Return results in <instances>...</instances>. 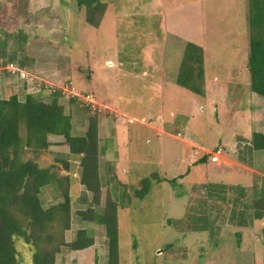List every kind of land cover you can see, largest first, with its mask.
<instances>
[{
    "label": "rangeland",
    "instance_id": "obj_1",
    "mask_svg": "<svg viewBox=\"0 0 264 264\" xmlns=\"http://www.w3.org/2000/svg\"><path fill=\"white\" fill-rule=\"evenodd\" d=\"M0 1L7 10L4 13L5 21L3 16L0 18V24L6 26L5 30L10 35L6 51L12 53L19 47L16 36L19 30L27 35V41L30 42L24 49H18L17 59H25V65L21 67L25 71L24 77L6 70L7 65L0 60V99L10 89L21 100L28 93H43V98L47 101L50 90L65 88L69 78L72 80L69 85L73 87H70L72 91L84 94V91L93 88V84L90 85L92 81L99 86L101 97L108 94L113 102L120 95L121 103L118 107L136 118L144 116L154 121L157 115H161L160 119L170 130H175L174 132H184L183 127L187 126V134L202 141L210 151L218 143L236 144L237 135L241 134L249 139L250 130L254 132L264 129L258 128V121L262 117L257 114L258 109L254 106L256 103L258 108H264V98L254 94L249 86L247 56L250 30L247 0H104L108 4V18L103 20L98 29L86 23L84 10L79 9L74 0H46L47 3L43 0L45 8L49 7L54 16L29 18L31 23L28 25L36 26L32 29L25 26L27 18L13 12L12 0ZM8 9H11V13ZM41 27L44 28L39 29ZM172 34L190 37L204 46L205 78L211 81L216 76L218 79L216 83H210L208 108L204 102L206 94L198 95L186 88H183L184 92L180 90L174 96L164 95L165 104L161 107L159 99L164 96L156 95L154 85L148 87L149 83L141 77L145 73L149 78H157L160 68V59L157 57L161 50L166 51L165 63L161 67L168 70L173 51L169 54L172 50L171 44L166 41L176 39ZM145 57L149 61L143 63L141 60ZM180 58L178 67H174L171 62L169 68L174 67L179 71L182 56ZM118 59L122 60L121 67ZM130 71L135 76L139 75V78L133 91L126 92L122 89L131 81L124 72ZM178 71L172 72V75L168 71L166 80L171 81V76L177 79ZM154 82L152 80L150 83ZM118 85L122 91L119 95L116 94L119 92ZM93 96L95 100L96 97L99 98L97 93ZM70 97L68 95L60 98V103L65 105V111L69 108ZM168 97L172 98L171 102H168ZM182 97L185 100L181 101L182 105L185 104L183 107L179 104V98ZM193 100L202 103L206 109L196 107L192 111L186 103L189 101L194 104ZM262 101L263 103H259ZM95 102V108L99 111L98 122L102 126L106 125V113L100 111L102 106L97 100ZM81 104H72L73 132L76 134L83 133L88 125L89 114ZM254 108L253 115L251 111ZM243 112L244 119L241 118ZM137 123L134 125H139ZM137 129L138 126H135L127 135L129 139L134 137L130 141V147L133 148V155L138 156V161H133L138 171L135 176L130 177L131 185L126 188L127 196L131 197L126 199L128 207L118 209L120 263L261 264L264 256V217L254 219L247 205L254 197L259 196L264 186V152H259L263 158L259 159L261 163L258 165L262 173L259 176L263 177V181L258 183V180L255 188L252 187V173L244 170L241 172L238 168L217 171L211 162L207 169L199 164L189 172L184 167L179 169L177 165V169L168 172H181L183 177L171 176L169 173L164 176L163 172L158 171L154 158L153 148L157 141V132L139 128L136 135ZM21 134H24L23 128ZM146 139L152 141L151 146L140 142ZM48 140L50 145L47 150L36 154L25 150L22 158L33 159L42 167L60 168L61 173H65L62 162L68 160V147L60 143L63 140L61 137L49 135ZM245 145L244 142L239 143L237 156L241 152L243 157H247ZM225 153L233 155V149L228 146ZM259 154L257 153V157ZM187 155L188 151L181 149V165ZM167 158L170 159V153ZM77 162L73 163L75 166L70 171L71 175L74 174L71 186L73 218L66 238L72 239L74 232L81 227L88 228L95 238V251L91 249L71 253L72 255L65 254L63 259L58 257L57 263L92 264L95 258L100 261L105 234L102 225L83 224L84 222L78 221L80 217H76L75 212L80 209L76 196L81 191L77 179ZM200 176L203 177V183L219 184L231 180L245 188L249 186L250 192L247 190V193L252 197L235 208L240 209L242 217L238 216V219H242L241 224L236 220L230 221L229 214L224 217L228 213L229 204L220 200L217 201V207L213 200L209 201L211 211H205L201 218L195 217L196 204L199 202L197 199L200 197L194 193L193 187L201 182L198 181ZM101 177L104 184L103 165ZM140 178L148 181L150 188L146 194L138 197L139 195H133L132 192L135 188H141ZM41 196L46 206L60 199L51 186L44 187ZM213 212L218 213L217 217H214L216 213ZM13 240L20 264H32L34 250L31 245L20 237H14ZM106 258L105 255L104 264Z\"/></svg>",
    "mask_w": 264,
    "mask_h": 264
},
{
    "label": "trees",
    "instance_id": "obj_2",
    "mask_svg": "<svg viewBox=\"0 0 264 264\" xmlns=\"http://www.w3.org/2000/svg\"><path fill=\"white\" fill-rule=\"evenodd\" d=\"M74 1L79 9L84 10L86 23L99 27L107 3L104 0ZM12 4L15 14L28 19L26 23H31L29 18L32 17L54 16L49 7L45 8L43 0H12ZM0 10L5 21L7 10L4 4L0 5ZM8 12L11 13V9ZM247 14L250 30L247 56L249 86L254 94L264 97V0H247ZM9 36L0 30V60L3 64L14 62L21 68L25 59H17L18 49L26 46L27 35L18 31L19 47L12 53L6 51ZM67 80V83L72 81ZM176 84L195 94L205 95L204 52L200 46L186 44ZM50 92L47 101L43 93H28L21 100L9 89L0 99V264H20L14 237L22 238L33 248L32 264H58L57 259L62 253L84 250L94 244L93 233L84 227L76 230L72 239L66 238L73 218L71 186L74 174L71 175L70 171L75 161H78V183L83 188L79 198L82 205L76 210V217H80L78 221L83 224L104 227L106 264H121L118 209L127 207L126 199L131 197L126 194V186L114 179L115 183L112 182L123 187L125 192L117 193V187L108 188L103 198L99 173L98 111L92 112L89 105L81 104L75 96L68 98L69 108L65 111V105L60 103V98L65 96L62 89L52 88ZM77 102L89 114L87 128L81 134L73 132L72 104ZM21 128L24 129L23 135ZM49 135L63 138L60 143L68 147V160L62 162L65 173H61L60 168L42 167L33 159L22 158L25 150L35 154L47 150ZM248 141L245 146L248 155L264 151L263 133L254 131ZM238 159L245 161L246 157L239 152ZM140 184L141 188L132 192L138 197L150 188L145 179ZM46 186H51L60 198L48 206L41 196ZM248 206L254 219L264 217V186ZM260 262L264 264V256Z\"/></svg>",
    "mask_w": 264,
    "mask_h": 264
},
{
    "label": "crops",
    "instance_id": "obj_3",
    "mask_svg": "<svg viewBox=\"0 0 264 264\" xmlns=\"http://www.w3.org/2000/svg\"><path fill=\"white\" fill-rule=\"evenodd\" d=\"M0 5L4 4L2 1H0ZM108 7V4H107ZM107 11V8H106ZM105 11V14L102 18V21L99 25L98 28H100V26L102 25V22L104 19H107V13ZM3 13L0 10V16ZM33 24V23H32ZM25 26L32 28H35L36 26L32 25H28V23L25 24ZM44 27H41L39 29H42ZM6 26L3 24H0V30H5ZM18 33V31H17ZM16 33V36H17ZM175 34V33H174ZM174 38L172 41H169V39L166 41V43H170L171 47L169 51V54L172 53L173 51V56L170 60V62H168V70L166 68L161 67L163 65V63H165V57H166V51L161 50L160 51V55H158V59H160V68H159V73L156 76H152L151 78L147 77V74L142 73L141 77L143 78V80L145 79L146 82H148V87L153 86V90L154 93L156 95H171L174 96L173 94H178L183 90L184 92V87L179 86L176 84V78L174 79L173 76H171V78L169 80L171 81H167V73H169L168 71H171V75L172 72L178 71V69L176 70L174 67H178V63L180 61V57L183 55V51L184 48L186 46L187 43H194L198 46H200L203 49L204 52V68H205V49L203 44L200 42H194V40L190 37L187 36H181V35H174ZM182 38H181V37ZM27 38V37H26ZM27 46L30 45V42L27 41L26 43ZM180 58V59H179ZM152 60V59H151ZM179 60V61H178ZM143 63H146L147 61H149L148 58H143L141 60ZM171 62H173L174 67L173 69L169 68ZM118 63L121 64L122 60L118 59ZM111 64V63H110ZM109 64V65H110ZM28 67L26 66V69ZM60 71V70H59ZM125 76L127 77V79H130V83L125 84V86L123 87V91L126 92H132L134 85L137 84L136 80L139 78V75L135 76L131 71L130 72H124ZM177 77V76H176ZM149 78V79H148ZM135 80V81H134ZM149 80V81H148ZM152 80H154L157 83H150ZM218 81L217 77L214 76L213 79L207 80L205 78V106L208 108V106L210 105V99H207L209 97V92H210V83H216ZM93 84V88L90 87L91 93H93V95H95V93H97L99 95V98L96 97V100L98 103H100V105L102 106V110L100 111H104V113H106V125H101L99 123L98 125V137H99V148H100V154H99V173H100V180L102 183V194H103V198L106 194V191L108 188L110 189H118L117 193H121V192H125L123 187H119L117 184H114V179L117 180V182L119 181L122 185H125L126 188L131 185V182H129L130 177L131 176H135V172L138 171V169H135V166L133 164V161H138V156L133 155V148L130 147V141L133 140L134 137H129L127 136L128 133L131 131L132 128H134L135 126H138V129H147L150 131H155L158 134L157 137V141L155 142V147L153 148L154 151V158L156 160V165L159 168V172H163L162 175L166 176L167 173H169L168 171L173 170V169H177V165L178 168H185L187 172L191 171L192 168H195L197 165L201 164L200 167L204 166L207 169V166L209 164V162L212 163V166L214 169H216L217 171H222L224 169H230V168H238V170H240L242 172V170H244L245 172L248 173H252L253 174V188H255V183L257 185V181L262 182L263 177H260L259 175H262V173H260L259 171V162L262 157V155L259 154V152L261 151H256L253 152L251 155H247L246 160H239L238 156H237V148L239 147V143H245L246 145H248V140L251 137V134L253 133V130H250L251 132L249 133L248 137L247 136H243V135H237V141L236 144L233 143H228L226 142L225 144L222 143H218L215 146V150L216 148L220 147L221 148V154L219 157V163L216 162H212L210 160V156L211 153L214 152L215 150L210 151L204 144L202 141H200L199 139H196L195 137H190L187 134V126H184V132H180L181 130H176V132H174L175 130H170L164 123V121L162 119H160L161 115H157L154 121L153 120H148L146 117L141 116L140 118H136L134 115L129 114L127 111L120 109L118 106L121 103V96L119 95L122 91L121 88L119 87V85L117 86V90L119 89V92H117L116 94L119 95L116 101L111 102L110 99L108 98V94L104 95L103 97H101V94L99 91L100 88L97 85V83H94L92 81H90V85ZM95 84V85H94ZM78 85V84H77ZM79 86V85H78ZM85 91V92H88ZM102 93V92H101ZM193 93V92H192ZM154 96V95H153ZM166 96L160 97L159 99V103L161 107H163V105L165 104V99ZM264 98V97H263ZM184 98L182 97L181 99L179 98V104L183 107L182 102H185V100H183ZM172 98L168 97V102H171ZM182 101V102H181ZM256 101V99H255ZM194 104H191L189 101L186 103L190 109L193 111L194 109L199 108L201 110H204L206 108H204L202 106V103H199V101L197 100H193L192 101ZM118 103V104H117ZM259 103H263L259 102ZM257 104L254 103V106L258 109L257 113L258 115H261V119L260 121H258V128H264V108H258L256 106ZM188 107V108H189ZM217 109V107H216ZM245 111V110H244ZM255 112V108L251 111V113L254 115ZM263 112V113H260ZM245 113L247 114V111H245ZM251 114V115H252ZM248 116V115H247ZM244 117V112L241 116V118ZM244 119V118H243ZM100 122V121H99ZM138 122V123H137ZM134 123H137L139 125H134ZM138 129L136 130V135L139 133ZM257 132H262L264 133V129L263 130H258ZM183 134V136L181 135ZM108 135V136H107ZM142 142V144L144 145H152V141L149 139H146L144 141H140ZM245 145V146H246ZM230 147V149H233V155H228L227 153H225L227 147ZM178 148V150L176 151V149ZM181 149L182 150H186L188 151V155L186 157V160L184 162L183 165H181V159H180V155H181ZM264 152V151H262ZM168 153H170V159L167 158ZM257 153L260 155L257 157ZM264 159V158H263ZM261 163V162H260ZM135 164H139V163H135ZM105 166V180H104V184H103V178L101 177V166ZM233 170V169H232ZM169 175L171 176H177V177H183V173L177 172L175 174H171V172L169 173ZM129 177V178H128ZM142 178H140L141 180ZM203 179V177L200 176V179L198 181H201ZM114 183H113V182ZM137 184V183H136ZM79 188H81L82 191V186L79 184ZM247 190L249 191V186L247 188H245V186H241L238 184H234L233 181L231 180H227L225 183H215V182H208V183H203V181L197 183L194 185L193 187V191L194 193L198 194V196L200 198H198L197 200L199 201L196 207L197 211H201L197 213V211L195 212L196 215L195 217H199L203 215V213L205 211H208L210 209V205L209 201L213 200V204H215V206L217 207L219 204H217V201L220 200L222 202H225L226 204H229L228 209V213H226V215L224 216V213H222V218L224 217H230V221L234 222L236 220V222L241 224V220L238 219V216H242L240 213V209L237 208V210L235 209L238 204L240 205V203L243 202H247L252 196H249V194L247 193ZM81 191L79 192L78 196H76V202L78 203V205L81 207L82 203H79V198L81 197ZM130 191V189H129ZM128 191V192H129ZM250 192V191H249ZM200 194H206L208 196H204V195H200ZM212 195V196H210ZM210 198V199H209ZM201 199V201H200ZM196 200V201H197ZM73 206V205H72ZM248 206V205H247ZM128 207V206H127ZM193 207V206H192ZM126 208V207H125ZM124 207L122 209H125ZM226 209V210H227ZM218 210V208L216 209ZM211 211V209H210ZM226 212V211H225ZM194 213V214H195ZM201 215H200V214ZM211 213V212H209ZM216 213V215H214V217H217V212H213ZM208 214V212L206 213ZM212 214V213H211ZM210 214V215H211ZM210 217V216H209ZM210 219V218H209ZM93 225H97V224H93ZM101 227V226H100ZM118 227H119V220H118ZM102 229H104L103 227H101ZM105 234V232H104ZM105 236V235H104ZM93 249L95 251V238H94V244L84 250H79V251H70V252H64L62 253V259L63 256L66 255H70L71 253H75V252H82V251H87V250H91ZM107 254L106 251V245H105V237H104V242H103V248L101 250V257H100V261L98 258H95L92 260V264H104V258L105 255ZM72 255V254H71ZM99 255V254H98ZM96 256V253H95ZM97 261V263H96ZM60 264V263H58ZM78 264V262H77Z\"/></svg>",
    "mask_w": 264,
    "mask_h": 264
},
{
    "label": "built area",
    "instance_id": "obj_4",
    "mask_svg": "<svg viewBox=\"0 0 264 264\" xmlns=\"http://www.w3.org/2000/svg\"><path fill=\"white\" fill-rule=\"evenodd\" d=\"M6 70H8L9 72H12V74H15V75H21V76H25L24 75V72L20 67L16 66L14 63L10 62L8 64H6ZM71 85V83H66L64 86H66L65 88L64 87H61L60 89H62V93L65 94V96H75L77 97V99L84 105H89L90 108H91V111L92 112H95V111H98L96 110L95 106H96V100L94 99V96L93 94L91 93H84L82 94L81 92H75V91H72L70 90V87L73 88L72 86H69ZM99 112V111H98ZM221 148L218 147L214 152L211 153V156H210V160L212 162H216V163H219V157H220V154H221Z\"/></svg>",
    "mask_w": 264,
    "mask_h": 264
}]
</instances>
